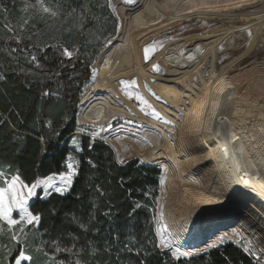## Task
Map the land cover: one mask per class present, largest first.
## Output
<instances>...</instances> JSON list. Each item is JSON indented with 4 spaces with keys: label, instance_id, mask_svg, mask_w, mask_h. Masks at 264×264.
Instances as JSON below:
<instances>
[{
    "label": "bare ground",
    "instance_id": "6f19581e",
    "mask_svg": "<svg viewBox=\"0 0 264 264\" xmlns=\"http://www.w3.org/2000/svg\"><path fill=\"white\" fill-rule=\"evenodd\" d=\"M116 5L122 31L98 59L97 79L83 97L79 120L104 125L122 117L143 124L119 125L105 139L122 156L166 171L164 221L177 255L192 256L225 232L247 237L264 251V58L245 68L242 57L218 67L220 46L241 47L245 31L254 34L252 52L264 49V1L141 0L132 9L116 0ZM192 21L220 27L171 41L145 61L147 44ZM155 65L166 74L153 72ZM206 65L209 76L202 72ZM134 77L174 126L150 118L121 93V81ZM230 207L238 215L225 222L219 215Z\"/></svg>",
    "mask_w": 264,
    "mask_h": 264
},
{
    "label": "trees",
    "instance_id": "16d2710c",
    "mask_svg": "<svg viewBox=\"0 0 264 264\" xmlns=\"http://www.w3.org/2000/svg\"><path fill=\"white\" fill-rule=\"evenodd\" d=\"M113 8L111 0H0V171L28 185L65 174L71 161L78 172L68 193L30 203L40 220L26 242L12 240L3 225L0 245H15L31 264H140L149 251L145 264H257L234 243L190 259L157 251L160 169L120 164L105 142L78 134L94 63L119 32ZM0 262L9 263L6 254Z\"/></svg>",
    "mask_w": 264,
    "mask_h": 264
},
{
    "label": "rangeland",
    "instance_id": "374dc122",
    "mask_svg": "<svg viewBox=\"0 0 264 264\" xmlns=\"http://www.w3.org/2000/svg\"><path fill=\"white\" fill-rule=\"evenodd\" d=\"M111 1L113 2L117 16L120 19V28H119V32H118V34H119L122 31L123 22H122V18L119 14V11H118V8L116 5V0H111ZM121 1L128 8H132V9L133 8L136 9L141 4V0H132L131 3H125L124 0H121ZM218 26L220 27V25H216L213 23L211 24V23H208L205 21H192L190 23H183L181 26H177V27H174L168 31H165V32L161 33L159 36H157L155 39H153L149 44H147L144 47V54H145V49L146 48L148 49V59H145V61L146 62L151 61V59H153L155 57V55H157L160 52V50L167 43H169L171 41L181 39V38H185V37L192 36V35L203 34V33L210 31L212 28H215ZM244 33H245V37H246V42L241 47H237V48L235 47L232 49V47H233L232 43L229 46H225L226 44L225 45L222 44L220 46V48L218 50V67L219 68H221V66H224L225 64L230 63L233 59H236L239 57L243 58V61L241 62V64H242L241 68L247 67L250 63H252L256 59L260 60V59L264 58V49L262 50V46L256 48L255 52H252L253 44L255 42L254 34L251 31H245ZM118 34L116 35V37H118ZM116 37L111 41L113 42L116 39ZM112 42H110L109 45ZM245 52H250V53L244 54ZM96 64H97V60L94 63V69H95L96 73H95L93 82L89 85V87L85 91L83 97L86 95L89 88L95 84V81L97 79V69H96L97 65ZM153 72L158 73V74H166L167 70L161 65H155L153 68ZM202 72L205 76H209L210 71L208 70V65H206L202 69ZM226 76L228 77L229 74L227 73ZM132 81H135L134 85L131 83ZM122 82H125V83L122 84ZM145 87H146L147 91L153 97H155L156 99H159L158 95L153 91L152 88H150L148 85H145ZM119 89H120L121 93L126 98L135 102L137 107L143 113H145L147 116H149L150 118H152L156 121L162 122L164 124L174 126V124L171 121H169L167 118L163 117L162 114L158 110H156L153 107L152 103L145 97V95L143 94V92L139 86V82H138L137 78L134 77L131 79L122 80L120 83ZM153 93H154V95H153ZM129 95H131L132 98H129ZM137 96L143 97L144 100H147L148 103L151 105V108H149L146 104H143L140 100H138ZM83 97H82L80 105H79L78 114H77V121L80 124H82L85 128L81 129V131L78 134L79 135L83 134L86 136H90L92 138H99L100 140L105 142L107 145H109L114 150V152L117 156V160L123 161L122 164H124V163L126 164V163L131 162V161H139V160L132 159V158H126V157L122 156L121 154H119L116 151V148L113 146V144L108 143L106 141L105 137L107 134H109L111 131H113L119 125H124L128 128H142L143 124L138 122V121L136 122V120H133L130 118H122V117H116L104 125H94V124L82 123L79 120V116H80V108H81V104L83 101ZM159 100H161V99H159ZM153 109L155 110V112H153ZM179 115H182V114L179 113ZM250 120H251V122H253V121L255 122V120H257V118L254 119V117H253ZM242 131L244 134H248L247 129L242 130ZM75 162L74 161L70 162L73 165L74 170H75V165H76ZM139 163L142 164L141 161H139ZM154 167L160 169V171H161V176L159 178V193H158L159 195L156 199V205H155L156 207H155V211H154L153 218H152V222H153L154 229H155V228H162L163 225H166V223L164 221V209L166 208V205L169 203V193L164 187L166 184L165 180H167L166 179V171L161 166H154ZM71 172H72V170L68 169L65 174L64 173L63 174H56V175H52V176H49L46 178L39 179L35 183L37 185L36 194L29 201V205L39 195L42 199H47L51 194L57 193L55 191L56 187H63L64 186L63 183L61 182V175H68ZM15 177L16 176L9 177L4 172L0 171V182L3 183V185L0 184V186H6L7 182H10V180L15 178ZM19 180H20V178H19ZM71 183H72V181H71ZM17 186L19 187V185H17ZM69 190H70V187L65 190L64 194L68 193ZM233 209H234L233 207H230L228 210H225L223 214L219 215V218H225V222H233L237 218V215H238V213L234 212ZM28 211H29V208H28ZM12 215H13V218H17V213L15 211L13 212ZM25 215H26V213H25ZM161 217H162V219H161ZM0 224L2 225L0 227V232H3V230L5 228L4 226H6V228H5L6 231H9V233H11L12 235H16L17 237L20 236L19 228L23 227L25 231L28 229V231H26V232L30 233L31 230H29V229H33L36 227V226H28V225H16V226L9 227V226H7L6 222H0ZM234 231H237V230L235 229ZM168 232H169V230H168ZM226 233L227 232L220 234L216 239L213 240V242L208 243L205 250L208 251V250H211L213 248H217L224 243H234V244L238 245L240 248H242V250L245 253H247L251 257H253L255 260V263L264 264V251L261 248H259V246L257 244H255V242H253L252 240H250L247 237H239L238 239H234L231 237V235H228ZM39 238H40V236H39ZM39 238L37 240V242L39 244L38 248L44 250L45 245H44V243L42 244V242L39 241ZM170 238H171V236H170ZM174 246L175 245L173 244V246L171 248H166L163 251L168 252L175 260L184 259V258L190 259L192 257L199 255V254H197V255H194L192 257H188V255L183 254V255L179 256V255H177L178 252L175 251ZM16 248L17 247H15V245L9 244V245H7L6 249H3V246L0 245V259H1V256H4L6 254V257L9 260L8 264H16V259H17V254L15 253L17 251ZM20 252L23 253L24 255H28V254L24 253V251L23 252L20 251ZM47 255H49L50 257H57L58 252L56 251L55 253H52L50 251H47ZM25 264H31V260L25 261Z\"/></svg>",
    "mask_w": 264,
    "mask_h": 264
},
{
    "label": "snow or ice",
    "instance_id": "6c2138e0",
    "mask_svg": "<svg viewBox=\"0 0 264 264\" xmlns=\"http://www.w3.org/2000/svg\"><path fill=\"white\" fill-rule=\"evenodd\" d=\"M124 2L131 3L132 0H124ZM44 11L47 12L49 11V9L44 8ZM113 12H115L114 8ZM64 54L68 57H71V52H69L66 48L64 49ZM145 59H148L147 48L145 49ZM31 60H36L35 55L31 56ZM123 83L125 82H122V84ZM131 83L134 85L135 81H132ZM45 94L47 95V93ZM129 98H132L131 95H129ZM137 99L140 100L143 104H146L149 108H151V105L148 103L147 100H144L143 97L137 96ZM153 112H155L154 109ZM118 163L122 164L123 161H118ZM67 168L69 170H72V172L68 175H61V182L64 186L56 187L55 189V191L60 195H63L65 193V190L70 187L73 175L78 174V172L74 170L73 165L70 162L67 164ZM17 185H19V187ZM36 190V184L28 185L23 183L19 180L18 174L15 178L11 179L10 182H7L6 186H0V222H6L7 226L9 227L16 225H28L38 227L40 216L38 214H34L28 211L29 201L35 196ZM14 211L17 213V218H13L12 214ZM73 220L75 221L76 218L73 217ZM154 231L156 237L158 238V243L154 244V247L157 251L162 252L164 249L171 248L173 246V241L170 238L171 234L168 232L167 225H163L162 228H155ZM19 232V237H17L16 235H12L10 238L16 241L17 243L20 242V239H23L26 242L29 233L26 232L23 227L19 228ZM149 254L154 253H151L150 251L146 252L144 254L145 259H141L140 264H145L146 257ZM138 255H140V253H138ZM30 260V255H24L21 252H17L16 264H25V261ZM0 264H2V262H0Z\"/></svg>",
    "mask_w": 264,
    "mask_h": 264
},
{
    "label": "water",
    "instance_id": "95a60500",
    "mask_svg": "<svg viewBox=\"0 0 264 264\" xmlns=\"http://www.w3.org/2000/svg\"><path fill=\"white\" fill-rule=\"evenodd\" d=\"M120 34V33H119ZM119 34H118V37H119ZM118 37H116V39L110 44V45H108L106 48H104L102 51H101V53L99 54V56H98V59H100V57L110 48V47H112L113 46V44L115 43V42H117V38ZM98 59H97V62H98ZM96 69H97V67H96ZM142 93V92H141ZM81 106H82V104H81ZM162 117V116H161ZM206 250L205 249H203L202 251H199L198 253H196V254H194V255H197V254H201V253H203V252H205ZM194 255H192V256H194ZM192 256H188V257H192Z\"/></svg>",
    "mask_w": 264,
    "mask_h": 264
}]
</instances>
